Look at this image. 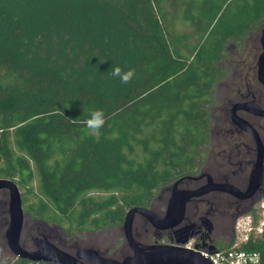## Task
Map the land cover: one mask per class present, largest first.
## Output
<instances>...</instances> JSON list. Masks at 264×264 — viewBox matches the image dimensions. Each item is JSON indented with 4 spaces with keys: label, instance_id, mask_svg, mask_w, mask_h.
<instances>
[{
    "label": "trees",
    "instance_id": "1",
    "mask_svg": "<svg viewBox=\"0 0 264 264\" xmlns=\"http://www.w3.org/2000/svg\"><path fill=\"white\" fill-rule=\"evenodd\" d=\"M172 1L188 32L169 29L165 0H0V179L26 194L37 181V199L23 196L31 218L69 236L117 228L199 172L226 48L264 22V0Z\"/></svg>",
    "mask_w": 264,
    "mask_h": 264
},
{
    "label": "flooded vegetation",
    "instance_id": "2",
    "mask_svg": "<svg viewBox=\"0 0 264 264\" xmlns=\"http://www.w3.org/2000/svg\"><path fill=\"white\" fill-rule=\"evenodd\" d=\"M255 31L260 33L251 41L258 43L259 54L255 55L253 62L246 65V74H244V71L242 73L239 70H232L226 64L228 49L238 50L242 48L244 44L248 43L249 36ZM263 31L264 22L248 31L242 43L230 42L226 48L222 65L228 69L229 74L226 78L218 81L215 86L214 103L211 109L210 143L199 172L178 179L161 188L166 190L164 194L160 197L156 195L147 208H151L160 217L165 218L169 213H172L171 201L174 194L181 195L182 191L195 190H200L202 193L189 199L181 218L177 219V216H174L171 219L172 222L176 219L178 221L174 228L159 230L145 217L136 215L133 222V236L138 242L145 245H175L178 236L188 235L190 237L189 241H193L198 248H223L228 245L233 237L238 216L245 214L264 193V179L262 191L247 200L238 199L229 193L212 187L214 184H230L245 191L248 186L250 174L257 162L258 150L253 136L244 128L243 121L255 129L264 147V115L260 114L261 111H264V77L261 79L259 76L258 63L263 53L261 42ZM157 199L160 207L154 210V202ZM44 223L46 224V222ZM54 225L56 227L51 230L48 236L39 234L37 237H30L27 246L22 241L23 225L22 247L33 251L36 250L35 241L37 238L47 239L61 250L76 255L79 249L74 252L54 242L60 236L57 225ZM122 225L123 223L117 227L121 229L120 238L111 237L110 247L121 254L120 257L114 258L119 261L132 255ZM112 229L99 231L107 232ZM65 232L64 240L69 242L66 239L67 233ZM141 236L145 238H141ZM73 237L74 235L71 236V239ZM99 252L108 257L106 253ZM12 258H14L13 255Z\"/></svg>",
    "mask_w": 264,
    "mask_h": 264
},
{
    "label": "water",
    "instance_id": "3",
    "mask_svg": "<svg viewBox=\"0 0 264 264\" xmlns=\"http://www.w3.org/2000/svg\"><path fill=\"white\" fill-rule=\"evenodd\" d=\"M263 53L259 58V76L264 77V31L261 39ZM260 109V108H258ZM264 115V111H261ZM244 128L253 136L258 150V158L252 170L249 183L245 191H242L230 184H214L212 187L229 193L241 200H247L262 191L264 179V147L255 129L244 122ZM8 194V214L9 224L5 233L7 246L16 259L27 260L31 263L48 264H214L199 251L185 248L184 245L189 241V236H178L175 245L153 244L145 245L138 242L133 236V222L136 215L145 217L159 230L174 228L184 214L185 206L190 198L200 195L198 191H182V194H174L171 207L172 213L165 218L160 217L151 208L133 207L126 213L122 228L126 242L132 255L119 261L111 257L102 255L98 250L92 248L79 249L76 255H71L47 239L37 238L35 241L36 250L29 251L21 245V234L25 221L23 209V197L19 186L13 180L0 179V192ZM171 211V209H170ZM177 216L176 221H171Z\"/></svg>",
    "mask_w": 264,
    "mask_h": 264
},
{
    "label": "rangeland",
    "instance_id": "4",
    "mask_svg": "<svg viewBox=\"0 0 264 264\" xmlns=\"http://www.w3.org/2000/svg\"><path fill=\"white\" fill-rule=\"evenodd\" d=\"M162 4L164 5V9L170 14L169 29L178 33L188 32L189 26L186 23H183L177 15L172 13V10L174 9L173 7H171V5H175L174 7L177 9L180 8L179 5L175 4V2H173L172 0H165V2H163ZM258 33L260 32H253L247 40L248 43H246V45L244 44L242 48L238 50L231 48L228 49L226 55V64L229 65L232 70H239L242 73L244 71V74H246V65H248L250 62H253L255 55L259 54L258 43L251 41V39L255 38ZM33 188L34 194H26L25 190L20 189L22 197L25 195L27 197L28 202H33L37 199V181L34 182ZM165 191V189H161L157 192V195H159L160 197L162 194H164ZM92 196L96 197V199L99 200L103 197H106V193L95 191L92 193ZM158 199L154 202V210L155 208L157 209L160 207ZM23 209L25 213V224L22 241L26 246L29 245L28 239L30 237H37L39 236V234L48 236L51 233V230L56 227L52 223H46V225L44 222H37L30 218L28 212L25 209L24 203ZM8 224V195L5 191H2L0 192V261L10 260L12 258V254L7 246L5 239V233L8 228ZM66 227H68L67 224H65L64 227L57 225V231L59 232L60 236L56 240H54V242H56L59 246L73 250L74 252L77 249L95 248L99 251H102V253H106L108 257H120V253L110 248L112 243L111 237H116L117 239L120 238V228H114L111 231L107 232H101L99 230V232H95L94 230H92V228L88 227L86 231H84L82 234L74 235L72 239L71 236H68V234H66L68 236H66V239L69 240V242H65L64 231ZM141 238L145 237L141 236Z\"/></svg>",
    "mask_w": 264,
    "mask_h": 264
},
{
    "label": "built area",
    "instance_id": "5",
    "mask_svg": "<svg viewBox=\"0 0 264 264\" xmlns=\"http://www.w3.org/2000/svg\"><path fill=\"white\" fill-rule=\"evenodd\" d=\"M250 243L261 250H246L244 247ZM184 247L199 251L214 264H264V193L245 214L238 216L233 237L227 246L202 249L188 241Z\"/></svg>",
    "mask_w": 264,
    "mask_h": 264
},
{
    "label": "clouds",
    "instance_id": "6",
    "mask_svg": "<svg viewBox=\"0 0 264 264\" xmlns=\"http://www.w3.org/2000/svg\"><path fill=\"white\" fill-rule=\"evenodd\" d=\"M111 74L118 77L121 82L127 83L134 76V70L123 71L119 66H115L111 67ZM84 123L92 134H96L105 124V114L102 110H93Z\"/></svg>",
    "mask_w": 264,
    "mask_h": 264
}]
</instances>
